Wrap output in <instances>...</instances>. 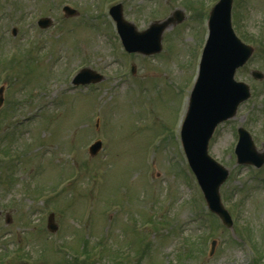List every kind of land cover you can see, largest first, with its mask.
I'll return each instance as SVG.
<instances>
[{"label": "rangeland", "instance_id": "1", "mask_svg": "<svg viewBox=\"0 0 264 264\" xmlns=\"http://www.w3.org/2000/svg\"><path fill=\"white\" fill-rule=\"evenodd\" d=\"M187 1L101 0L100 9L94 0H0V54L19 41L24 47L37 44L25 50L28 55L41 48L32 61L18 57L9 64L8 77L0 64V84H11L6 98L11 109L6 114L5 107L0 109V137L6 138L0 157L10 148L12 169L8 188L0 183V234H6L0 257L18 250L23 258H11L9 264H111L112 256L124 259L127 252L143 253L136 264H264V183L259 182L264 164L251 174L233 153L237 125L253 130L255 148L264 150V77L256 81L249 74H264V0H233L236 29L256 47L235 77L249 82L252 94L215 129L208 145L209 154L229 171L219 190L228 196L231 229L202 200L178 140L205 13L184 10L165 31L160 53L144 57L123 53L106 10L120 2L125 17L141 29L150 14L162 19L175 8L185 9ZM64 3L77 9L79 18L86 13L88 28L63 16ZM41 16L52 18L50 27H37ZM82 67L104 77L94 89L73 93L69 81ZM131 75L144 95L131 94L129 88L138 89L129 85L135 83ZM95 139L102 141V149L89 155ZM50 213L56 232L46 228ZM96 237L101 244L94 248ZM181 243L190 247L183 259L176 257L180 249L175 245ZM68 247L72 255L61 251ZM84 249L93 260L77 262L75 256ZM95 251L102 261L96 262Z\"/></svg>", "mask_w": 264, "mask_h": 264}, {"label": "water", "instance_id": "2", "mask_svg": "<svg viewBox=\"0 0 264 264\" xmlns=\"http://www.w3.org/2000/svg\"><path fill=\"white\" fill-rule=\"evenodd\" d=\"M231 0H219L212 8L209 16V36L203 50L200 71L191 92L189 106L181 126V142L188 163L201 187L208 207L218 214L223 223L230 225V219L219 200L218 188L227 177V170L207 153V143L214 127L220 121L232 116L237 104L248 96V87L243 82L233 80L235 69L242 65L252 52V48L240 41L234 34L230 23ZM65 12L75 11L65 7ZM110 14L116 22L122 42L128 51L153 53L160 49L162 30L172 21H180L181 10H174L172 16L140 33L131 23L122 18L120 5L110 8ZM42 27L49 25V19L39 21ZM89 69H82L74 83H85L101 79ZM253 77L260 78V72H252ZM1 92V89H0ZM0 96V103H1ZM239 140L235 147L238 163L260 166L264 162V151L255 150L249 134L242 128L238 129ZM100 147L95 142L90 147L94 154ZM50 215L47 228L56 229Z\"/></svg>", "mask_w": 264, "mask_h": 264}]
</instances>
